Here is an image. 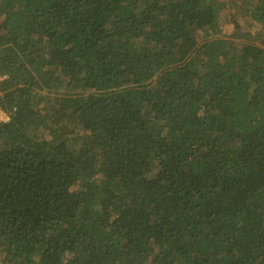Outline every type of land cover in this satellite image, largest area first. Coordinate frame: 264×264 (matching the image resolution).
I'll list each match as a JSON object with an SVG mask.
<instances>
[{
  "label": "trees",
  "instance_id": "trees-1",
  "mask_svg": "<svg viewBox=\"0 0 264 264\" xmlns=\"http://www.w3.org/2000/svg\"><path fill=\"white\" fill-rule=\"evenodd\" d=\"M234 1L0 0L2 264H264V0L221 33Z\"/></svg>",
  "mask_w": 264,
  "mask_h": 264
},
{
  "label": "rangeland",
  "instance_id": "rangeland-1",
  "mask_svg": "<svg viewBox=\"0 0 264 264\" xmlns=\"http://www.w3.org/2000/svg\"><path fill=\"white\" fill-rule=\"evenodd\" d=\"M222 1H230V0H222ZM237 2V5L233 4H226V7H224L220 18H219V26L221 33L224 34H230L232 31V28L234 27V22L236 21L239 25V29L242 30V32H250L251 34L256 30L255 26L250 25V20L245 17L241 16L239 13V8L241 4V0H235ZM234 1V2H235ZM253 1V0H249ZM241 32V31H240ZM202 32H197V39L200 38ZM246 38V36H244ZM264 40V39H263Z\"/></svg>",
  "mask_w": 264,
  "mask_h": 264
},
{
  "label": "built area",
  "instance_id": "built-area-1",
  "mask_svg": "<svg viewBox=\"0 0 264 264\" xmlns=\"http://www.w3.org/2000/svg\"><path fill=\"white\" fill-rule=\"evenodd\" d=\"M2 77L3 76L0 74V80L2 79ZM7 120H8L7 113L0 108V122H4V121H7ZM0 264H2L1 263V256H0Z\"/></svg>",
  "mask_w": 264,
  "mask_h": 264
}]
</instances>
